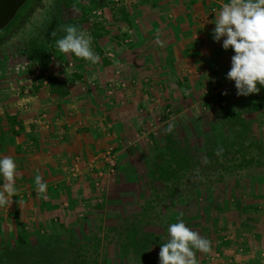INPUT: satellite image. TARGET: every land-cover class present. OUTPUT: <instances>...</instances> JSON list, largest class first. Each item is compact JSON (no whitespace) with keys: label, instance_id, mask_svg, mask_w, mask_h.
I'll list each match as a JSON object with an SVG mask.
<instances>
[{"label":"rangeland","instance_id":"374dc122","mask_svg":"<svg viewBox=\"0 0 264 264\" xmlns=\"http://www.w3.org/2000/svg\"><path fill=\"white\" fill-rule=\"evenodd\" d=\"M113 4L26 0L29 6L21 7L0 31V50L23 51L36 40L46 46L54 72L69 74L82 58L66 61L56 47V40L66 34L63 26L77 25L93 39L104 35L110 31L106 15ZM200 85L185 93L183 100L191 99L181 106L158 104L156 114L163 123L151 116L145 131L139 126L138 132H124L114 173L101 175L97 190L78 199L68 212L37 217L31 229L21 223L12 230L5 225L9 229L0 232V253L21 234L53 251L57 241L73 239L96 264H159L160 245L167 242L168 226L178 217L211 241L210 253L197 252L199 264H232L227 253L232 246L248 240L263 245L264 97L260 92L237 96L229 82L220 83L215 76ZM237 113L244 114L247 127L232 123L230 116ZM173 122L172 137L187 149L188 165L171 181L150 185L156 156L166 152L165 129Z\"/></svg>","mask_w":264,"mask_h":264},{"label":"crops","instance_id":"0c3cea01","mask_svg":"<svg viewBox=\"0 0 264 264\" xmlns=\"http://www.w3.org/2000/svg\"><path fill=\"white\" fill-rule=\"evenodd\" d=\"M114 1L106 13L110 31L92 39L98 64L82 59L69 74L56 73L54 65L44 69L24 50H0V157L12 156L19 173L18 195L0 208V232L15 223L31 229L35 218L61 217L90 196L101 175L110 174L103 157L110 148L117 164L122 134L139 126L145 131L151 116L163 123L159 103L183 105L191 99L183 100L185 93L208 77L235 88L226 79L234 52L222 48V39L213 40L210 22L230 0ZM51 76L66 83L67 95L50 93ZM257 87L264 97V86ZM37 174L47 182V199L37 196ZM3 183L0 175V189ZM227 253L232 264H264V244L251 240Z\"/></svg>","mask_w":264,"mask_h":264},{"label":"clouds","instance_id":"9594fccd","mask_svg":"<svg viewBox=\"0 0 264 264\" xmlns=\"http://www.w3.org/2000/svg\"><path fill=\"white\" fill-rule=\"evenodd\" d=\"M214 13L215 22L210 21L215 24L213 40L219 42L222 39V48H231L234 52L226 79L234 81L237 96L258 94L260 88L257 85L264 86V0H230ZM63 31L66 34L56 40L60 53L74 54L93 65L100 62V56L92 49L90 34L81 31L77 25H64ZM157 43L163 45L159 39ZM174 126V122L170 123L165 132H172ZM222 151L220 149L217 154ZM17 167L12 156L0 157V175L4 179L0 189V208H9L13 196L18 195ZM34 181L37 196L47 199V182L43 176L35 175ZM168 235L167 242L160 245L159 264H199L197 252H211V241L187 227L180 217L176 223L169 224Z\"/></svg>","mask_w":264,"mask_h":264},{"label":"trees","instance_id":"16d2710c","mask_svg":"<svg viewBox=\"0 0 264 264\" xmlns=\"http://www.w3.org/2000/svg\"><path fill=\"white\" fill-rule=\"evenodd\" d=\"M25 6L26 2L21 7ZM58 33L61 34L62 32L59 31ZM23 53L29 60L38 61L44 69H48L50 58L46 46H42L36 40H32L26 45ZM72 57L76 59L74 54H72ZM72 76L78 77L76 74H72ZM48 87L52 94L67 95L69 93L66 83L54 76L49 77ZM230 119L236 125L239 124L242 127H247L245 116L242 113L232 114ZM178 146L171 132L166 133L164 144L166 152L156 156L157 163L152 167L150 172V176L152 177L150 185H163L171 181L188 165L187 149L179 148ZM252 161L253 158L248 160V163L252 164ZM140 241L143 242V238ZM56 244V250L53 251L52 246L34 244L24 235L21 236L19 234L16 236L13 244L7 245L0 253V264H96L95 259L89 257L83 246L80 243L74 242L73 239H69L65 243L57 241Z\"/></svg>","mask_w":264,"mask_h":264},{"label":"water","instance_id":"95a60500","mask_svg":"<svg viewBox=\"0 0 264 264\" xmlns=\"http://www.w3.org/2000/svg\"><path fill=\"white\" fill-rule=\"evenodd\" d=\"M26 0H0V31L14 18Z\"/></svg>","mask_w":264,"mask_h":264},{"label":"built area","instance_id":"2783aa9c","mask_svg":"<svg viewBox=\"0 0 264 264\" xmlns=\"http://www.w3.org/2000/svg\"><path fill=\"white\" fill-rule=\"evenodd\" d=\"M103 157L110 165V173H114L117 164L116 157L114 156V153L112 152L111 148L107 150Z\"/></svg>","mask_w":264,"mask_h":264}]
</instances>
